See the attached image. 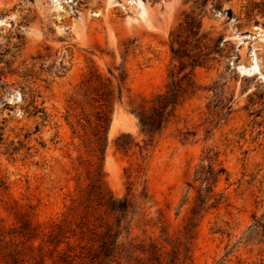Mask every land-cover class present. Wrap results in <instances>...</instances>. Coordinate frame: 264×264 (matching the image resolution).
I'll return each mask as SVG.
<instances>
[{"label": "rangeland", "instance_id": "obj_1", "mask_svg": "<svg viewBox=\"0 0 264 264\" xmlns=\"http://www.w3.org/2000/svg\"><path fill=\"white\" fill-rule=\"evenodd\" d=\"M191 12L202 21L189 46L204 62L194 68L197 89L146 145L131 110L150 105L178 71L171 33ZM92 72L116 95L122 90L104 154L82 136L86 127L92 138L95 125L98 102L86 93ZM121 134L136 145L119 149ZM216 152V168L227 171L215 187L222 202L199 221L188 263L264 264V228L254 225L264 215V0H0V227L21 242L28 217L40 230L35 245L47 240L97 169L117 198L135 205L119 236L129 251L91 260L95 233L116 214L80 208L56 250L45 242L46 264H69L59 259L64 252L73 264H140L146 256L130 244L170 251L200 187L196 169ZM28 247L18 246L23 264L39 254Z\"/></svg>", "mask_w": 264, "mask_h": 264}, {"label": "trees", "instance_id": "obj_2", "mask_svg": "<svg viewBox=\"0 0 264 264\" xmlns=\"http://www.w3.org/2000/svg\"><path fill=\"white\" fill-rule=\"evenodd\" d=\"M201 28L202 21L200 14L191 12L186 15L185 20L179 24V29L171 33V52L173 57L179 61L178 71H172L171 81L168 83L165 92L157 94L151 100L150 105L144 102L131 110L137 117L142 132L149 137L146 145L151 144L156 136L161 135L168 123L174 118L177 108L187 97L195 93L197 89L194 80V68L204 62L192 57L193 55L189 46L191 41H198L200 39ZM188 68L189 70H187ZM118 80L122 82L124 76L121 74ZM86 83V93H91L98 103L96 106L95 125L91 131L92 138L86 136V127H83L85 131L82 136L86 137L89 143L95 142L97 146L96 150L104 154L108 141V131L112 121L114 101L115 99L120 100L122 97L121 86H119L116 95L112 85L102 79L97 72H92ZM35 108L36 112L40 111L39 107L35 106ZM87 122L91 126L92 122L89 118ZM76 131L74 129V133ZM93 137L95 138L94 140ZM123 137H127V139ZM116 145L119 149L127 151L136 145V143H134L130 135L121 134L116 139ZM217 157V152L213 155L208 153L206 157L208 164H202L196 169L194 180L200 183V187L197 189V196L190 215L186 219L183 238L174 240L172 248L168 252L163 251L162 247H159L154 242L142 244L138 247L130 244V248L137 249L146 256L144 257V261L139 260L141 261L140 264H189L191 243L196 236L199 221L209 208L216 207L222 202V197L218 198L215 194V187L220 177L226 174L227 171L223 166L216 168L215 162L217 161ZM142 194L145 198L148 196L146 188H144ZM98 207H103L107 214H116V220L115 223L105 222V230L101 233H95L99 242L98 250L97 252L95 251L96 253L91 254L92 249H90L88 251L89 256L91 260L101 258V261H112L117 254L129 251L125 243L120 242L119 236L121 229H125L128 226L127 222L123 225V220H125L129 212H135V205L127 196L117 198L112 193L102 180V171L100 169L96 170L90 185L84 190L82 189L80 197L72 200V205L68 209V216L51 227L47 240H42L38 245H35V240L39 238L40 230L38 226L32 224L28 217H23L21 219L22 223L19 226L18 234L24 239L21 242H15L12 237L13 233H6L0 227V261L4 264H23L25 262V255H23L22 250L18 246H20V243L29 242L28 249L31 252H34L36 249L39 251L37 256L32 257L34 259L32 264H46L45 258L47 255L43 251L45 242L54 245L56 250L66 237L68 217L77 214V210L80 208L87 214L92 212V209ZM263 220L264 215L256 220L254 225L264 228ZM7 234H9L10 239L5 241ZM68 249L69 251L73 249L70 244H68ZM74 255L76 256V254ZM49 256L52 258V254ZM79 257L82 256L80 255ZM59 259L69 264L74 263V258H72L69 252H64Z\"/></svg>", "mask_w": 264, "mask_h": 264}, {"label": "bare ground", "instance_id": "obj_3", "mask_svg": "<svg viewBox=\"0 0 264 264\" xmlns=\"http://www.w3.org/2000/svg\"><path fill=\"white\" fill-rule=\"evenodd\" d=\"M253 67L254 70L257 69V66H253V63L251 64V67L249 69H251ZM112 128H113V124H112Z\"/></svg>", "mask_w": 264, "mask_h": 264}]
</instances>
